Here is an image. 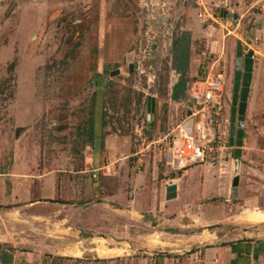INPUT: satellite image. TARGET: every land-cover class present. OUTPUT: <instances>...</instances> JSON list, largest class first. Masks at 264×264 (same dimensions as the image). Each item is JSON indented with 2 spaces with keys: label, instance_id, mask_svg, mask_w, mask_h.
I'll return each mask as SVG.
<instances>
[{
  "label": "rangeland",
  "instance_id": "obj_1",
  "mask_svg": "<svg viewBox=\"0 0 264 264\" xmlns=\"http://www.w3.org/2000/svg\"><path fill=\"white\" fill-rule=\"evenodd\" d=\"M220 2L0 0V264L16 254L18 264H210L216 239L247 235L264 253V222L249 221L264 209L230 195L228 144L239 40L254 55L242 151L264 148V0H227L236 18L226 23ZM202 67L222 75L219 109L205 121L227 144L181 167L171 140ZM78 202L122 231L114 240L65 231Z\"/></svg>",
  "mask_w": 264,
  "mask_h": 264
},
{
  "label": "crops",
  "instance_id": "obj_2",
  "mask_svg": "<svg viewBox=\"0 0 264 264\" xmlns=\"http://www.w3.org/2000/svg\"><path fill=\"white\" fill-rule=\"evenodd\" d=\"M254 82L255 79L253 78L252 85H254ZM262 85L260 91L256 93V100H258L259 96H261L262 93L264 95V87H262ZM252 94L253 92L249 91V101L252 98ZM107 140L108 143L111 142V139ZM253 150L258 152L253 153ZM262 152H264V148H258V146L252 143H245L241 156L244 164H241L239 168V180L236 198L239 200L241 205L258 207L260 209H264V162L262 159L256 158V154H258V156L260 157L262 155ZM91 168L92 172H99L101 169L100 164L95 159L94 162L91 163ZM135 192L136 191H133V193ZM55 198L57 199L56 195L53 197V199ZM62 200L63 199L61 198L57 199L56 202H54V209L56 212H60V208L66 205L61 202ZM132 203H136V196L134 195ZM73 204L74 206L77 205V207H72L73 210L71 209L74 212L73 218L69 216L66 218L69 227L65 229V231L69 229L71 234L78 233L82 236L83 239L91 238L94 232L100 231L110 240H114L113 235L115 233L122 231L121 227H123V225H121L122 222L120 220H117L114 225V222L109 221V219H92L91 213L93 211H89L91 207H86L87 204H81V202ZM117 211L121 212L120 209H118ZM262 214L264 215V212H262ZM110 222L112 223L110 224ZM262 222L264 221L251 223ZM100 225L104 226V229H101ZM248 228L249 227L235 226L231 228V231L244 229V232H247ZM249 232L250 231H248V233ZM229 238L230 237H228L226 240L222 238L216 239L214 245L210 248V250H206L208 253H206L205 255V260L210 264H264V253H261V250H258L257 242V240H260L261 237H258L257 235L250 237L249 235H247L245 237H241V240L244 241L237 242L230 241ZM12 259L14 264H18L21 260L20 256L17 254L14 255Z\"/></svg>",
  "mask_w": 264,
  "mask_h": 264
},
{
  "label": "built area",
  "instance_id": "obj_3",
  "mask_svg": "<svg viewBox=\"0 0 264 264\" xmlns=\"http://www.w3.org/2000/svg\"><path fill=\"white\" fill-rule=\"evenodd\" d=\"M219 6H221V9L224 8L227 13V0H221ZM218 18L223 20L224 23H226V19H229L220 15ZM211 69L212 67H202V78L193 81L191 85V98L194 104L192 108L188 109L184 119L177 124L175 134L171 140L173 161L181 167L202 163L212 151V144L216 143L218 149L220 147V149H225L227 144V141H220V138L218 141L215 139L211 133V128L205 121L207 114L211 113L214 109H219L218 104L221 92L220 81L222 75L212 73ZM189 120L192 123L188 127L186 123ZM188 128H190V132ZM95 176L94 174L93 177Z\"/></svg>",
  "mask_w": 264,
  "mask_h": 264
},
{
  "label": "water",
  "instance_id": "obj_4",
  "mask_svg": "<svg viewBox=\"0 0 264 264\" xmlns=\"http://www.w3.org/2000/svg\"><path fill=\"white\" fill-rule=\"evenodd\" d=\"M220 16L228 18H236V15L227 14L224 9L220 11ZM187 37L188 34H185ZM107 69V67H105ZM253 70V52L249 50L246 54L243 53V47L239 40L236 41L235 50V74L233 82V92L231 99V115H230V126H229V146L235 147L233 151V164H234V177L231 183V198H237L238 189V172L240 168V158L242 156V144H243V134H244V119L247 107V99L249 94V88L251 84ZM186 71L183 72V79L185 78ZM118 74V71L117 73ZM113 75V73H111ZM182 82H178L174 86L175 95L177 90L182 89ZM154 99L148 98V112H154ZM192 123L189 120L186 126H190ZM190 132V128H188Z\"/></svg>",
  "mask_w": 264,
  "mask_h": 264
},
{
  "label": "bare ground",
  "instance_id": "obj_5",
  "mask_svg": "<svg viewBox=\"0 0 264 264\" xmlns=\"http://www.w3.org/2000/svg\"><path fill=\"white\" fill-rule=\"evenodd\" d=\"M249 221L250 222H261V221H264V215L262 214V212H252L251 216H249ZM95 252L99 256H103V255H106L108 253V251H103V250H100V249H96Z\"/></svg>",
  "mask_w": 264,
  "mask_h": 264
},
{
  "label": "trees",
  "instance_id": "obj_6",
  "mask_svg": "<svg viewBox=\"0 0 264 264\" xmlns=\"http://www.w3.org/2000/svg\"><path fill=\"white\" fill-rule=\"evenodd\" d=\"M92 130H93V129H92ZM92 130H91V132H90V138H91L92 146L94 147V145H95V143H96V142H95V139H96V138H95V133H96V132H93Z\"/></svg>",
  "mask_w": 264,
  "mask_h": 264
},
{
  "label": "flooded vegetation",
  "instance_id": "obj_7",
  "mask_svg": "<svg viewBox=\"0 0 264 264\" xmlns=\"http://www.w3.org/2000/svg\"><path fill=\"white\" fill-rule=\"evenodd\" d=\"M147 108H148V99H147Z\"/></svg>",
  "mask_w": 264,
  "mask_h": 264
}]
</instances>
